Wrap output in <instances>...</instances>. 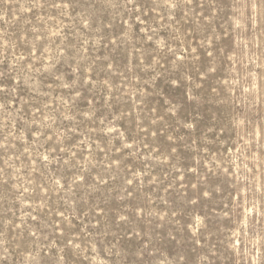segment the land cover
<instances>
[{
    "label": "rangeland",
    "instance_id": "rangeland-1",
    "mask_svg": "<svg viewBox=\"0 0 264 264\" xmlns=\"http://www.w3.org/2000/svg\"><path fill=\"white\" fill-rule=\"evenodd\" d=\"M0 264H264V0H0Z\"/></svg>",
    "mask_w": 264,
    "mask_h": 264
},
{
    "label": "bare ground",
    "instance_id": "bare-ground-1",
    "mask_svg": "<svg viewBox=\"0 0 264 264\" xmlns=\"http://www.w3.org/2000/svg\"><path fill=\"white\" fill-rule=\"evenodd\" d=\"M236 243V242H235Z\"/></svg>",
    "mask_w": 264,
    "mask_h": 264
}]
</instances>
